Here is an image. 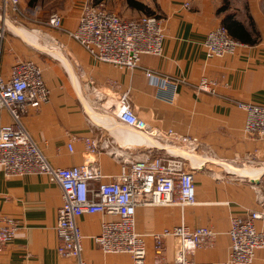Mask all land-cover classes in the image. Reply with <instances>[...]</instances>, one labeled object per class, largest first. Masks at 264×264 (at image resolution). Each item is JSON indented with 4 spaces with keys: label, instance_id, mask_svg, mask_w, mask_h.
I'll return each mask as SVG.
<instances>
[{
    "label": "crops",
    "instance_id": "obj_1",
    "mask_svg": "<svg viewBox=\"0 0 264 264\" xmlns=\"http://www.w3.org/2000/svg\"><path fill=\"white\" fill-rule=\"evenodd\" d=\"M105 1L101 0L103 4ZM119 1L128 18L117 14L119 8L114 12L107 10L126 20L147 15L129 7L127 0ZM133 1L162 19L165 30L163 54L160 57L142 55L140 66L185 81L178 85L172 103L159 99L156 87L148 84L141 70L127 71L95 62L81 46L69 39L67 33L76 28L83 6L94 3L93 0L46 2L49 7L52 4L59 6L56 12L62 18V31L49 33L51 42L57 47L47 37L44 47L37 41L45 53L30 46L27 33L24 34L22 29L12 31L15 26L6 18L8 32L2 44L0 74L6 78L14 63L22 60L41 67L50 97L38 110H29L22 124L55 168L82 164L85 161L82 139L89 137L100 143L112 140L96 156L105 176H117L120 159L133 160L142 152L141 148L132 147L139 142L126 127L115 124L109 117L111 123L107 126L93 120L85 107L93 110L96 118L106 116L95 92L103 97H119L127 92L136 117L150 128L173 130L189 137L195 147L192 157L200 165L193 171L195 205L184 209L174 205L140 207L135 215L136 231L144 235L146 241V264H155L159 260L171 264L176 239L165 238L163 251L156 255L150 235L172 229L182 222L188 228L209 227L217 234L215 244L196 250L192 259L197 263L221 264L229 255L230 219L245 218L253 211L264 213V205L257 203L258 192L264 197V140L249 139L243 134L245 114L236 106L237 103L264 105L263 0H243L235 6L226 1L227 10L219 14L223 0ZM232 13L256 42L244 44L245 47L239 48L233 56L207 59L203 43L206 35L222 26V18ZM202 77L216 81L214 95L192 91L193 85ZM10 123V113L0 109V127ZM72 137L78 139L71 141ZM70 143L72 152L68 149ZM109 149L120 159L111 156ZM159 154L163 152L159 151ZM61 195L59 186L50 183L44 175L7 179L0 168V213L14 218L19 226L0 256V264L68 262L57 254L59 242L55 223ZM102 219L101 215H86L77 220L84 237V259L90 264H133L126 254H102L92 241L91 237L100 233ZM256 227L264 232V219L257 221ZM256 253L253 264H264V250Z\"/></svg>",
    "mask_w": 264,
    "mask_h": 264
},
{
    "label": "built area",
    "instance_id": "obj_2",
    "mask_svg": "<svg viewBox=\"0 0 264 264\" xmlns=\"http://www.w3.org/2000/svg\"><path fill=\"white\" fill-rule=\"evenodd\" d=\"M22 1L0 0V63L2 44L8 32L6 18L13 25L21 22ZM45 26L62 31L61 16L53 13ZM67 35L95 62L127 71L141 70L148 84L156 87L159 99L166 103L175 100L178 85L185 82L140 66L142 55L160 57L163 54L165 30L159 16L142 15L126 20L108 11L102 2L85 3L76 28ZM203 43L207 59L233 56L239 48L245 47L231 39L224 26L210 31ZM216 87V81L202 77L192 91L214 95ZM95 94L106 117L144 139L132 146L142 149L133 160L120 159L117 153L108 150L121 161L117 176L103 175L96 159L100 149L105 150L112 140L100 143L94 137L82 139L85 161L71 168H55L46 160L22 124L29 110H38L50 97L41 67L29 60L14 63L6 78L0 74V109L12 117V123L0 127V168L7 179L44 175L50 183L59 186L62 202L58 207L55 232L59 242L57 254L68 261L65 264H90L83 257L84 237L77 223L78 218L86 215L103 217L100 233L91 237L102 254H126L133 264H146V241L144 235L136 231V211L140 207L174 205L184 209L195 205L193 171L200 165L194 166L191 160L166 149L171 147L192 154L195 147L189 137L173 130L152 129L136 117L127 92L119 97ZM236 106L245 114L243 134L249 139L263 141L264 105L237 103ZM68 149L72 152L71 143ZM93 182L97 184L92 185ZM263 201L264 197L258 192L257 203L263 207ZM262 219L264 213L260 211H253L245 218L230 219L229 255L221 264L254 263L256 252L264 250V232L256 227V222ZM18 230L14 218L0 213V256ZM216 236L209 227L188 228L184 222L150 235L156 255L163 251L165 238L176 239L171 264H203L195 262L192 255L198 249L211 248ZM155 264L168 263L159 260Z\"/></svg>",
    "mask_w": 264,
    "mask_h": 264
},
{
    "label": "rangeland",
    "instance_id": "obj_3",
    "mask_svg": "<svg viewBox=\"0 0 264 264\" xmlns=\"http://www.w3.org/2000/svg\"><path fill=\"white\" fill-rule=\"evenodd\" d=\"M48 0H42L40 1V3H38V5L33 6H29L28 5V0H23V3H22V7L20 6V16H21V22L15 24L14 28H12V31L13 29H19L22 31H24V33H27V36H26V39L31 42V41H35V39L33 38V36L31 37L30 34H35L37 35V32H38V35H40L39 39H38V43L40 44V46H45L47 45L46 42V37L48 40H50V42L52 41L49 37V33L50 30L49 28H47L45 26V23L46 21L48 20L49 16H51L53 13H56V4H52L49 6L46 5V2ZM226 1L231 4V6H235V5H238L240 4L241 2H243V0H223V3L226 4ZM94 4H98L99 2L101 3V0H93ZM46 5V6H45ZM104 5L106 7V9L108 8L109 10L113 11L115 10V8H119L120 10L118 11L117 14L123 16L124 18H128L125 16L124 14V11L122 10L123 8V3H121L119 0H106L104 2ZM59 9V8H58ZM121 11V12H120ZM34 32V33H33ZM30 36V37H29ZM51 44L53 46L57 45L56 43H52ZM31 46V45H30ZM32 47V46H31ZM43 47H40L39 49H36L35 47L34 50L35 51H38V50H42V52H46L44 50ZM56 47V46H55ZM54 47V48H55ZM32 48V49H33ZM43 48V49H42ZM194 155V154H193Z\"/></svg>",
    "mask_w": 264,
    "mask_h": 264
},
{
    "label": "trees",
    "instance_id": "obj_4",
    "mask_svg": "<svg viewBox=\"0 0 264 264\" xmlns=\"http://www.w3.org/2000/svg\"><path fill=\"white\" fill-rule=\"evenodd\" d=\"M38 0H29L28 5L33 7L36 5ZM127 5L131 8H135L139 11L145 12L148 16L151 15L147 11V9L140 3L133 1V0H127ZM263 8H264V0H263ZM227 10V4L224 3L219 9H218V14L220 12H224ZM221 25L224 26L227 29L228 35L236 40L237 42H240L242 44H254L256 42L255 37L254 39L251 40V34L247 33V31L244 29L243 25H241L236 19H235V14H226L222 20H221ZM254 32V29H253ZM255 34V32H254ZM256 35V34H255Z\"/></svg>",
    "mask_w": 264,
    "mask_h": 264
},
{
    "label": "bare ground",
    "instance_id": "obj_5",
    "mask_svg": "<svg viewBox=\"0 0 264 264\" xmlns=\"http://www.w3.org/2000/svg\"><path fill=\"white\" fill-rule=\"evenodd\" d=\"M21 31V30H20ZM23 33H24V31H23ZM34 33V32H33ZM25 34V33H24ZM17 35V34H16ZM33 35V34H32ZM18 36V35H17ZM35 38H38L39 39V35H38V33H37V35H33ZM37 41L38 40H35V41H31L30 42V45L32 46V47H35V48H37V49H39L40 48V46H38L37 45ZM35 45H37V46H35ZM52 48H54V47H52ZM53 50V49H52ZM86 108V110L87 111H89V114L91 115V117L93 118V120L96 122V123H98L99 125H102V126H107V124H110L111 123V121H110V119L108 118V117H106V116H104V118L103 117H94V112H93V110H91L90 108H88V107H85ZM130 131V130H129ZM133 133V132H132ZM133 137H134V139L137 141V142H139V143H142V142H144V139L142 138V137H140V136H138V134L137 135H134V133H133ZM169 152H172V153H174V154H176V155H178V156H182V157H184V158H186V159H189V160H191L192 161V164L195 166V165H199V163L197 162V161H195L194 160V158L192 157V155L193 154H191V153H185V152H181L180 150H177V149H174V148H166Z\"/></svg>",
    "mask_w": 264,
    "mask_h": 264
}]
</instances>
